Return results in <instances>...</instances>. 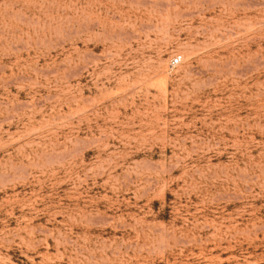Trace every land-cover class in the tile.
I'll list each match as a JSON object with an SVG mask.
<instances>
[{"label":"rangeland","instance_id":"rangeland-1","mask_svg":"<svg viewBox=\"0 0 264 264\" xmlns=\"http://www.w3.org/2000/svg\"><path fill=\"white\" fill-rule=\"evenodd\" d=\"M0 264H264V0H0Z\"/></svg>","mask_w":264,"mask_h":264},{"label":"built area","instance_id":"built-area-1","mask_svg":"<svg viewBox=\"0 0 264 264\" xmlns=\"http://www.w3.org/2000/svg\"><path fill=\"white\" fill-rule=\"evenodd\" d=\"M173 61H177L178 60V58L177 57H173V59H172Z\"/></svg>","mask_w":264,"mask_h":264}]
</instances>
